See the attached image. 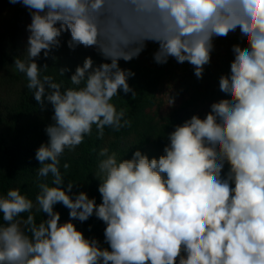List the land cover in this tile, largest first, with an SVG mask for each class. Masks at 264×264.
<instances>
[{
    "label": "clouds",
    "instance_id": "1",
    "mask_svg": "<svg viewBox=\"0 0 264 264\" xmlns=\"http://www.w3.org/2000/svg\"><path fill=\"white\" fill-rule=\"evenodd\" d=\"M9 2L31 15L26 59H15L14 65L26 75L34 99L42 107L46 100L54 110L48 143L35 154L38 181L51 175L54 186L38 183L36 204L47 214L39 224L31 214L17 219L34 207L19 189L0 197L6 222L0 225V264H176L178 257L179 264H264V0ZM237 30L246 46L232 45L230 74L219 78L220 91L230 99L212 103L205 118L193 115L176 126L159 159L139 150L132 159H120L107 147L100 149L99 205L83 191L73 198L72 183L61 187V156L82 144L93 125L101 139L106 127L131 126L126 110L111 102L120 90L136 96L128 83L135 73L122 69L120 60L138 58L153 42L155 63L188 62L200 79L214 38ZM64 32L71 36L69 48L93 47L110 61L93 67L86 58L70 78L75 87L68 88L42 76L47 66L36 62L60 45ZM225 162L230 167L222 178ZM58 203L70 210L63 224L54 211ZM93 215L106 224L110 251L72 223Z\"/></svg>",
    "mask_w": 264,
    "mask_h": 264
},
{
    "label": "trees",
    "instance_id": "2",
    "mask_svg": "<svg viewBox=\"0 0 264 264\" xmlns=\"http://www.w3.org/2000/svg\"><path fill=\"white\" fill-rule=\"evenodd\" d=\"M30 23L29 9L20 3L0 0V197L6 196L10 189H19L22 195L33 201L34 207L31 213H22L17 219L26 220L31 214L39 224L47 219V214L39 211L36 204V196L40 191L38 183L54 185L51 184V175L47 181H38L40 164L35 154L41 144L48 143L46 128L55 122L52 119V105L45 100L42 107L34 99L33 91L27 88L26 75L20 73L14 65L15 59H26L30 35L27 26ZM222 38L225 37L214 38L210 63L204 66L203 77L200 79L195 76L194 67L188 62L180 64L169 58L166 64L155 63L153 54L158 49V44L153 42L147 43L138 58L130 62L120 60L122 69L135 73L134 77L128 79V83L136 96L133 97L132 93L124 94L120 90L111 102L117 110H126V118L131 121V126L120 131L106 127L101 139L93 125L92 133L85 136L82 144L71 151L66 149L61 156L60 169L64 176L61 187L67 190V185L72 183L73 188L69 194L73 198L83 191L99 205L102 202L98 191L101 181L95 173L100 149L107 147L110 152H116L120 159H132L138 150L150 160L159 159L165 154L164 148L169 144L168 134L176 126L182 125L193 115L203 119L212 103L230 99V95L220 91L219 78L230 74V64L234 59L232 45L240 43L243 47L246 46V41L241 42L239 37L237 42L225 47L220 43ZM59 39L60 45L53 47L47 57L42 52L36 62L42 69L47 66L41 75L52 76L55 82L62 83V88L75 87L70 78L86 58L93 60V67L110 63L93 47L81 45L75 49L69 48L71 36L68 32L62 33ZM62 69L67 71L61 76ZM170 98L173 99L172 104H169ZM65 163L69 164L67 170L63 168ZM229 167L225 162L222 178H226ZM162 175L166 178V174ZM54 211L60 214L59 223L69 221L70 210L62 203L54 205ZM5 223L3 214L0 213V225ZM72 223L86 239H96L102 249L111 250L105 242L106 224L95 215L85 222L72 220ZM181 255L186 254L182 251ZM176 264H179V257Z\"/></svg>",
    "mask_w": 264,
    "mask_h": 264
},
{
    "label": "rangeland",
    "instance_id": "3",
    "mask_svg": "<svg viewBox=\"0 0 264 264\" xmlns=\"http://www.w3.org/2000/svg\"><path fill=\"white\" fill-rule=\"evenodd\" d=\"M232 35H234V38H232ZM239 37H240L239 31H236L234 33H230L227 37L220 39V43L221 45L226 47L231 43L237 42Z\"/></svg>",
    "mask_w": 264,
    "mask_h": 264
}]
</instances>
